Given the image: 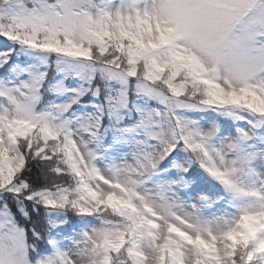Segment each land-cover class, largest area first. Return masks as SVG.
<instances>
[{"label":"snow or ice","instance_id":"snow-or-ice-1","mask_svg":"<svg viewBox=\"0 0 264 264\" xmlns=\"http://www.w3.org/2000/svg\"><path fill=\"white\" fill-rule=\"evenodd\" d=\"M0 264H264V0H0Z\"/></svg>","mask_w":264,"mask_h":264}]
</instances>
